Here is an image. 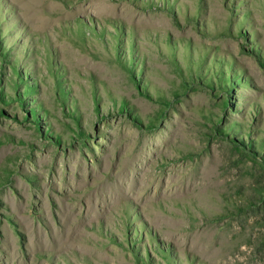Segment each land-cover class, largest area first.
I'll return each mask as SVG.
<instances>
[{"label":"rangeland","instance_id":"374dc122","mask_svg":"<svg viewBox=\"0 0 264 264\" xmlns=\"http://www.w3.org/2000/svg\"><path fill=\"white\" fill-rule=\"evenodd\" d=\"M0 264H264V0H0Z\"/></svg>","mask_w":264,"mask_h":264}]
</instances>
